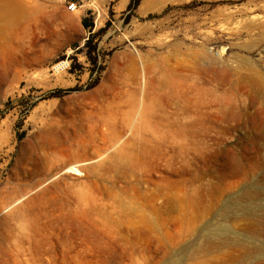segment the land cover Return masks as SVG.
<instances>
[{"label":"rangeland","instance_id":"374dc122","mask_svg":"<svg viewBox=\"0 0 264 264\" xmlns=\"http://www.w3.org/2000/svg\"><path fill=\"white\" fill-rule=\"evenodd\" d=\"M130 2L0 0V264H264V0Z\"/></svg>","mask_w":264,"mask_h":264},{"label":"trees","instance_id":"16d2710c","mask_svg":"<svg viewBox=\"0 0 264 264\" xmlns=\"http://www.w3.org/2000/svg\"><path fill=\"white\" fill-rule=\"evenodd\" d=\"M140 1L141 0H131L129 7L135 8L139 4ZM82 24L85 28L91 27V25L88 24L87 18H85V17L82 19Z\"/></svg>","mask_w":264,"mask_h":264},{"label":"bare ground","instance_id":"6f19581e","mask_svg":"<svg viewBox=\"0 0 264 264\" xmlns=\"http://www.w3.org/2000/svg\"><path fill=\"white\" fill-rule=\"evenodd\" d=\"M67 170L72 171V172H76V173L80 172L78 167H76V166H70L69 169H67ZM260 249L264 252V243Z\"/></svg>","mask_w":264,"mask_h":264},{"label":"built area","instance_id":"2783aa9c","mask_svg":"<svg viewBox=\"0 0 264 264\" xmlns=\"http://www.w3.org/2000/svg\"><path fill=\"white\" fill-rule=\"evenodd\" d=\"M68 7L70 10H75L77 8V3L76 2H69Z\"/></svg>","mask_w":264,"mask_h":264}]
</instances>
